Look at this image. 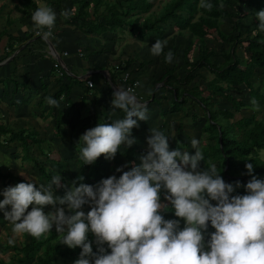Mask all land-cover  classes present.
Instances as JSON below:
<instances>
[{
    "label": "clouds",
    "instance_id": "clouds-1",
    "mask_svg": "<svg viewBox=\"0 0 264 264\" xmlns=\"http://www.w3.org/2000/svg\"><path fill=\"white\" fill-rule=\"evenodd\" d=\"M199 7L211 10L213 5L210 0H199ZM61 15L68 18L70 13L65 10ZM256 18L258 29L264 32V10L258 11ZM31 21L42 38L52 37L56 13L50 6H38ZM166 45V40L157 39L150 52L163 54L164 61L171 63L174 53H165ZM105 74L110 85L116 84L109 72ZM45 100L49 106L60 105L52 96ZM250 103L253 110L259 109L255 98ZM111 105L123 110L125 116L112 123H98L80 136L79 155L84 164H94L101 155L113 159L122 145L127 148L135 143L132 129L139 127L137 120H148L146 104L140 103L130 88L117 87ZM150 132L148 150L140 163L127 171H122L126 165L117 167L115 171L121 172L118 178L110 175L95 187L77 186L76 181L65 187L59 174L39 186L19 182L3 190L0 210L16 233L40 238L55 227L63 234L62 244L81 249L74 264H264V179L251 175L253 164L245 165L251 175L246 194L231 195L233 184L223 180L215 164L199 170L204 155L197 139H192L195 151L189 153L182 151L183 146L169 150L168 136L162 130L151 128ZM235 184L240 186L239 181ZM54 186L65 187L64 195H54ZM162 190L175 217L183 219L182 228L179 220L161 214L166 206L160 199ZM29 205L33 207L26 211ZM47 205L54 210L45 213ZM84 205L90 210L83 211ZM209 222L215 231L208 233L206 240Z\"/></svg>",
    "mask_w": 264,
    "mask_h": 264
},
{
    "label": "trees",
    "instance_id": "trees-1",
    "mask_svg": "<svg viewBox=\"0 0 264 264\" xmlns=\"http://www.w3.org/2000/svg\"><path fill=\"white\" fill-rule=\"evenodd\" d=\"M154 1L75 0L72 17L76 29L80 35L82 34L81 36H96L100 37V40L107 38L106 40L109 41H116L118 36L124 32L135 34L136 37L143 39L151 33H159L163 26L172 23L177 28L176 31L179 32V35L183 33L185 36L190 35L187 47L183 51L184 57L192 48L194 38L197 39L199 47L195 62H189L187 68L177 71L175 65L169 66L163 61L162 72L157 76V79L155 77L153 80V83H160V89L165 88L171 94L170 106L161 110L160 115L164 118L168 113L180 112L181 107L186 105L187 109L182 111L180 120L190 118L196 124L198 131L196 137L200 141L199 147L204 155V161H200L199 170H205L209 165L215 164L217 173L223 180L233 184L234 191L231 195L246 194L245 185L251 179V175H255L257 179H264V158L260 156V152L264 151V119L258 117L255 112H251L249 115H243L232 121L234 113L240 111L244 102L237 99L230 90L238 89L244 85L249 88V103L251 99L255 98L259 104L264 105V87L263 89L254 88L252 80L257 70L260 71V75L264 79V32L258 29L259 21L256 18V13L264 10V0H210L213 5L211 10L200 8L199 0H164L159 9L155 10ZM31 2V5L35 7L33 1ZM248 16L253 17L254 26L250 29L249 34L243 37L239 20ZM225 20H228L231 32L222 30ZM208 29H214L219 40L230 45L229 50L217 53L215 49L206 46L205 37L208 34ZM244 40L247 42L244 49L249 55V59L245 63L236 54L237 46ZM216 56L222 59L219 66L218 62L214 60ZM105 59L107 62L105 57L100 59V69ZM147 63L148 61H141L138 71ZM105 67L106 65H104ZM202 68L206 69L209 75L212 74V77L208 78L207 75L202 74L199 71ZM124 69L126 66L121 68V70ZM114 73L109 70L112 83H115ZM197 76L206 82L205 89L209 92L206 96L202 95L203 91L199 88V84L193 81ZM58 80L62 81V84L68 85L69 82L70 84L71 81L74 83L77 79L63 71ZM135 80L136 78L133 77L132 80L126 82L133 84ZM188 84L191 85L186 88ZM110 91L113 92V89ZM156 92L157 88L153 87L149 93L152 102L155 101ZM62 93L58 90L51 96L58 99ZM216 97L225 99L230 103V106H216ZM198 108L202 112L201 115L197 113ZM121 115L122 118L125 116L123 110H121ZM66 116V112L59 111L55 117V134L57 136L60 135V129L64 125L61 119ZM179 127H182L181 123L178 124ZM0 134L8 135L4 144L8 147L11 142L17 140L20 143L24 160L34 162L35 167L41 173L40 176L47 182L51 181L53 176L50 171L32 154V145L36 144L40 151L44 138H40L34 129L20 128L12 131L1 125ZM183 144L186 146V142ZM81 146L82 143L79 144V147ZM177 148L180 149V146ZM121 149L126 161V167L122 171H127L135 163L136 147L125 148L122 145ZM40 153L45 155L44 152ZM79 154L80 150H78L77 160L83 166L80 173V177H83L82 183L87 184L90 178L101 181L110 175H115L117 178L121 175V172L111 173L110 171H114L116 166L103 165L99 158L94 164H84ZM45 161L53 162L47 156H45ZM246 163L253 164L251 175L247 174ZM7 179L15 180L16 176L10 171L0 172V180L4 182ZM20 181L28 182L29 180L20 178ZM236 181L240 182L239 187L236 186ZM30 182L32 181L30 180ZM3 188H7V185L4 184ZM164 195L162 190L160 199L166 206L164 210L161 209V214L165 219L179 220L182 228L184 226L183 219L175 217L174 209L164 199ZM210 202L213 205L216 203L215 201ZM82 210L85 212L90 210L89 205ZM214 231L215 229L209 222L205 239L209 238L208 233ZM62 235L55 231V227L40 238L23 233V239L20 242H11L10 240L4 249L10 247L14 251V261L10 264H74L81 249L79 247L69 248L62 244ZM88 239L92 242L91 246L95 252L96 244L90 232ZM104 247L106 251L110 252L106 244ZM89 259L91 258L89 257ZM0 264L7 263L0 258Z\"/></svg>",
    "mask_w": 264,
    "mask_h": 264
},
{
    "label": "crops",
    "instance_id": "crops-1",
    "mask_svg": "<svg viewBox=\"0 0 264 264\" xmlns=\"http://www.w3.org/2000/svg\"><path fill=\"white\" fill-rule=\"evenodd\" d=\"M31 1L36 8L42 4L53 6L51 8L56 13V23L52 29L51 38L44 39L42 35L36 34L31 21V15L36 8L31 5ZM74 1L0 0V125L12 131L20 128L34 129L39 137L45 140L59 142L62 138H66L68 139L66 144L69 145L73 154H78V150L82 147H79V144L82 143V141L79 143V138L87 129L98 123H112L122 118L121 109L112 108L111 100L114 90L110 91L112 87L104 73L109 71L105 68L100 70V59L118 53L120 59L111 63L116 76L115 83L121 81V76L124 73L129 74L128 80H132L131 76L137 79L141 70L138 71L139 63L124 60L122 53L116 52L114 47L109 49V44H113V41L106 40L107 38L100 40V37L80 35L72 15H69L68 18L61 15L65 10L69 12L66 5L71 6L72 4L74 9ZM52 50L59 54V58L70 70L69 73L65 72L77 79L79 83L70 84L69 82L66 85L58 80L61 75L53 67L56 58L51 55ZM64 52H66L65 55ZM160 63L163 64V60ZM173 64H177V61L168 65L172 66ZM124 66L126 69L121 70ZM144 67L145 65L142 68ZM153 68V75L157 74L158 76L162 72L157 67ZM84 71L86 72L84 73ZM88 73L93 81L92 87H88L84 81L80 80V77ZM95 74H99L97 78L93 77ZM152 80L150 78L149 81H145V85L142 88L136 87L135 91V96L140 103H146V106L151 103L155 104L150 106L152 109L148 112V120H137V122L145 123L146 126L132 129L135 143L131 146L136 147L134 164L137 165L140 163V155L147 152L146 138L151 135V128L162 130L168 136L169 147L175 149L178 144L185 147L183 142H186L183 140L182 133L171 132V117L169 115H173V113L166 114L164 118L160 115V111L171 104L170 92L159 88L161 98L158 97V91L155 94L154 102H152V97H149L153 88ZM22 86L23 88H21ZM58 90L63 92L57 99L60 101L59 107L49 106L45 97L54 95ZM61 97L63 100H60ZM59 111L66 112L67 116L61 119L64 125L60 129V135L57 136L55 134V117ZM180 113L182 114V110ZM174 114L177 113L174 112ZM133 119L137 118L133 117ZM43 122L44 127L38 125ZM179 123L181 122L178 120ZM13 124H16V128ZM178 124L174 130H178ZM137 128L139 129L136 131ZM139 131L143 133L144 137L138 138ZM7 136V134H0V155L8 152L19 156L21 153L22 157V149L17 140L11 142L10 147L4 145ZM180 138L182 139L179 140ZM187 138L189 139L188 136ZM45 143L43 141L41 147H44ZM142 145H144L143 149H141ZM119 153L120 155L117 153L115 157L120 156V158L118 157L119 163L117 162L120 167L124 166L126 161L121 148ZM32 154L35 158H37L36 154L42 156L36 144L32 145ZM22 158L24 159V157ZM102 159L99 157L103 165L115 166L112 161L106 164L104 160L108 159L104 155ZM28 165L35 166L31 161H28Z\"/></svg>",
    "mask_w": 264,
    "mask_h": 264
},
{
    "label": "rangeland",
    "instance_id": "rangeland-1",
    "mask_svg": "<svg viewBox=\"0 0 264 264\" xmlns=\"http://www.w3.org/2000/svg\"><path fill=\"white\" fill-rule=\"evenodd\" d=\"M164 0H155V10L159 9V6L161 4V2H163ZM72 4L71 6L66 5L67 9H69V13L70 15H73V8H72ZM50 7H53L52 5H50ZM240 30L242 32V36L245 37L249 34L250 29L253 28L254 26V20L252 16H248L246 18L240 19ZM230 29V25L228 20H225L224 24L222 25V30L225 32H231L229 31ZM177 28L174 27V25L172 23H170L168 26H163L159 33H151L149 35L145 36V39H141L139 37H136L135 34L129 33V32H124V34L119 35L117 38V41H113V44H109V49L110 47H114L116 52H121L122 56H124V60H130L131 62L134 61L136 63H140L141 60L144 61H148V63L152 62L151 64H146L144 68L141 69V73H139L137 75V81L139 82L138 84V88H142L145 85V81H149L150 78H152L153 80H155L156 75H153V67H157L158 70L162 71L163 68V64H161L160 62H162V60L164 61V56L163 54L160 56H154L151 54L150 52V47L153 43H155V41L157 39L160 40H166L167 41V45L165 47V53L168 50H171L174 53V58H173V62L177 61V64H173V65H177L176 69L177 71H181L184 68L188 67L187 63H193L196 61L197 59V49L199 47V44L197 43V39L194 38L195 40H193V46L190 49V51L186 54V56L184 57L183 55V51L184 49L187 47V44L189 42V38L190 35L185 36V34H181L179 35V32L176 31ZM208 34L205 37V42H206V46L213 48L216 50L217 53H221L222 51H227L229 50V44L222 42L219 40L218 38V34L214 29H208ZM178 36V37H176ZM246 41L244 40L240 45L237 46L236 48V54L239 58L242 59L243 63H245L248 59H249V55L247 54V52L244 49V46L246 45ZM105 58H107V62L106 59L104 60V62L102 63V68L100 70H104V65H106L105 69L106 70H111L113 72V68L111 66V63L113 61H116L120 58H118V53L115 54H110L105 56ZM128 58V59H125ZM158 59V61H157ZM214 60L216 62H218V66L220 65L222 59L221 57L216 56L214 58ZM54 61H58L60 63L63 64L64 69L69 73V69H67V67L64 65L63 60L61 59H54ZM106 62V63H105ZM171 63H168L169 65ZM54 67V66H53ZM55 68V67H54ZM202 74L207 75L208 78L212 77V74H208V72L206 71V69L202 68L199 70ZM86 71H84L85 73ZM158 73V72H156ZM79 75V74H78ZM97 75L99 74H95L93 75L94 78H97ZM89 76V73L87 75H84L82 77H80V79H83L84 77ZM102 75L100 74V77ZM135 76V75H134ZM131 78H133V76H131ZM157 79V78H156ZM152 80V86L155 88H157L156 94L158 93V97L161 98L160 96V91H159V84L157 83H153ZM253 84H254V88L256 89H263L264 87V79L262 78V75H260V71L257 70L253 77ZM193 81L197 82L199 84V88L203 91L202 95L206 96L209 92L207 89H205L206 86V82L205 80L201 79V77L197 76L196 78L193 79ZM74 83H79L78 80L74 81ZM73 81H71V84H74ZM191 84H188L186 88L190 87ZM27 87V86H26ZM23 88V86L21 87ZM25 88V86H24ZM161 90H166L161 89ZM248 90L249 88L245 87L244 85H241V87H239L238 89L233 88L232 90H230V92L237 97V99L241 100L242 102H244V106H242V108L240 109V111H236L234 113V117L231 119L232 121L239 119L241 116L243 115H249L251 112H255L257 114L258 117L263 118L264 119V105L259 104V109L258 110H253L252 109V105L249 103V95H248ZM136 91V90H135ZM167 91V90H166ZM166 93V92H165ZM135 94V92H134ZM167 95H169L167 93ZM216 106L219 107H228L230 106V103L227 102L225 99L223 98H219L216 97ZM146 104V103H145ZM155 104H150L149 106H147L148 112L152 109L150 106H154ZM183 107V108H182ZM181 107V110H186L187 106L184 105ZM175 113L173 115H169L171 117V132L172 133H182L183 135V140L186 141L188 147L185 150V148L180 145V150L182 149V151H188L189 153H194L192 152L194 149L192 148L191 145V141L193 138L198 139L197 136V128H196V124L195 122H192L190 118H183L182 120L179 119V116L181 118V113L175 111ZM197 113L198 114H202L201 110L198 108L197 109ZM52 114V112H51ZM178 120L181 122V124L183 125L182 127H179L178 130H174L175 126L178 124ZM29 123H31L30 121H28ZM28 123V124H29ZM110 123V122H107ZM139 126L141 127H145L146 124L138 121ZM41 127H44V122L38 124ZM13 126H15L16 128V124H13ZM33 126H35L33 124ZM39 128V127H38ZM136 128V127H135ZM139 128L136 129V131ZM187 136L189 137V139L187 138ZM144 137L142 132H138V138ZM44 142H46L44 144V147H41L40 152H44L45 155H39L36 154L35 156L37 157V159L41 162H43V164L46 166V168L50 171V173L52 174V176L54 175H60L61 179V184H63L65 187H71L72 186V182L76 181V185L78 186L79 183H82V180H79L78 178L80 177V173L82 171L83 166L79 163V161L77 160L78 158V154L75 153L73 154L71 148L69 147V145H67L66 143L68 142V139L66 138H62L59 142H56L55 140H44ZM200 143V141H199ZM202 144V143H201ZM43 145V144H41ZM148 148V145H146ZM48 148V150H47ZM138 148V146H137ZM144 148V145H142L141 149ZM174 149L173 147H169V150ZM148 150V149H147ZM48 151V152H47ZM120 150H118V154ZM195 151V150H194ZM3 155H0V172H6V171H10L12 173H14V175L16 176L15 180H11V179H7L4 182H2V180H0V200L3 199V195H2V190L4 189V184L7 185V187L9 186H14L15 184L21 182L20 181V177H24L26 179H32L31 181L36 183L37 186H39V184H47L48 182L45 181L41 176H40V171L38 170V168H36L35 166H31L28 165V161L29 160H24L20 155H15L13 153H2ZM146 153H142L140 155V157L142 155H144ZM45 156H47L49 159L53 160V162H46L45 161ZM260 156L262 158H264V151L260 152ZM120 156H116L114 157V160H104V162H106V164H108L110 161H112L114 163V165L116 167H119L118 163H119V159ZM101 160H103V155L100 156ZM32 162V161H31ZM118 162V163H117ZM34 164V162H32ZM35 165V164H34ZM116 170V169H115ZM111 171V172H116V171ZM99 181L94 180V178H90L88 183L89 185H92L93 187H95L97 184H99ZM65 187H55L54 186V195L56 196H63L64 192H65ZM88 205H84V207H86ZM33 205H29V208L26 211H31ZM6 210H10V206H7ZM43 210L45 211V213L54 210L53 206L51 205H47L44 206ZM9 239V241H8ZM23 239V233H16L14 231V226L13 224L7 220L4 217V211L0 210V258L3 259L7 264H10L14 261V251L9 247L8 249H4L9 243L10 240L11 242H20Z\"/></svg>",
    "mask_w": 264,
    "mask_h": 264
},
{
    "label": "built area",
    "instance_id": "built-area-1",
    "mask_svg": "<svg viewBox=\"0 0 264 264\" xmlns=\"http://www.w3.org/2000/svg\"><path fill=\"white\" fill-rule=\"evenodd\" d=\"M36 34H37V31H36ZM37 35H39V34H37ZM65 54H66V52H64V55H65ZM51 55H52L54 58H56V59H58V57H59V54L56 55V54L53 53V51L51 52ZM57 56H58V57H57ZM64 65H65V64H64ZM53 66L57 69V72H58L59 75H62L63 71H66V70L64 69L63 64L60 63V62H58V61H54V62H53ZM128 79H129V74H128V73H124V74H122V76H121V81H120L119 83H116V84H111V87L114 89V91L117 89V87H123V88H125V89H129V88H130V89H132V91H133V93H134L135 90H136V87H137L138 84H139V82H138L137 80H135V81L133 82V84H131V83H127L126 81H127ZM80 80L84 81L88 87H92V86H93V81H92L90 75H89V76H86V77H84L83 79H80Z\"/></svg>",
    "mask_w": 264,
    "mask_h": 264
},
{
    "label": "bare ground",
    "instance_id": "bare-ground-1",
    "mask_svg": "<svg viewBox=\"0 0 264 264\" xmlns=\"http://www.w3.org/2000/svg\"><path fill=\"white\" fill-rule=\"evenodd\" d=\"M52 51H53V50H52ZM53 53L56 54V55L58 54L56 51H53Z\"/></svg>",
    "mask_w": 264,
    "mask_h": 264
},
{
    "label": "water",
    "instance_id": "water-1",
    "mask_svg": "<svg viewBox=\"0 0 264 264\" xmlns=\"http://www.w3.org/2000/svg\"><path fill=\"white\" fill-rule=\"evenodd\" d=\"M51 45V44H50ZM58 57V56H57ZM58 59H60L59 57H58ZM105 73V72H104Z\"/></svg>",
    "mask_w": 264,
    "mask_h": 264
}]
</instances>
